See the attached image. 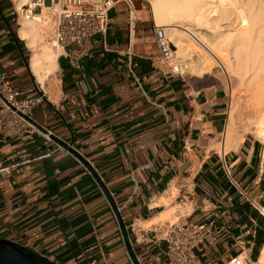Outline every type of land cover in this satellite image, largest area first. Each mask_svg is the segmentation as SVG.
Wrapping results in <instances>:
<instances>
[{
    "label": "crops",
    "instance_id": "0c3cea01",
    "mask_svg": "<svg viewBox=\"0 0 264 264\" xmlns=\"http://www.w3.org/2000/svg\"><path fill=\"white\" fill-rule=\"evenodd\" d=\"M15 0H0V75L38 98L34 118L53 136L0 140V237L59 264H134L96 173L123 221L137 264H167L172 223H208L198 264L257 259L264 242V141L226 148L229 98L208 76L161 60L146 0H116L105 34L73 67L40 81L20 36ZM75 49V45H71ZM68 143L79 154L52 151ZM239 142V143H238ZM143 230L152 241H141Z\"/></svg>",
    "mask_w": 264,
    "mask_h": 264
},
{
    "label": "bare ground",
    "instance_id": "6f19581e",
    "mask_svg": "<svg viewBox=\"0 0 264 264\" xmlns=\"http://www.w3.org/2000/svg\"><path fill=\"white\" fill-rule=\"evenodd\" d=\"M15 1L19 8L29 0ZM149 5L158 26L166 27L167 36L176 47L174 55L185 59L192 55L188 62L191 72L224 73L228 80L239 85L250 88L254 84L250 93L259 101L264 99L260 84L264 79L261 76L264 71V0H152ZM48 20L45 8L34 18L20 20L19 34L33 49L31 68L40 81L56 68L57 53L61 51L54 42L52 46L57 53L43 44L39 25L48 27V32ZM213 60L221 67L214 66ZM231 103L235 105L237 100ZM242 107L240 104L239 109ZM261 107L252 109L249 116L254 120V127L263 126L261 136L255 137L264 141V107L259 109ZM239 109L231 111L225 130L226 148L243 138V130H236L234 121L241 114ZM260 210L264 215V207ZM254 264H264V242Z\"/></svg>",
    "mask_w": 264,
    "mask_h": 264
},
{
    "label": "built area",
    "instance_id": "2783aa9c",
    "mask_svg": "<svg viewBox=\"0 0 264 264\" xmlns=\"http://www.w3.org/2000/svg\"><path fill=\"white\" fill-rule=\"evenodd\" d=\"M115 3L116 0H29L16 8V13L22 18H34L45 8L49 15V32L53 42L61 48L58 55L67 58L73 67H78V58L89 51L91 37L106 33L109 12ZM153 36L161 60L178 72L173 64L175 46L168 38L166 29L153 23ZM71 45L76 48L72 49ZM37 101L38 98L21 95L17 86L8 82L5 75H0V140L36 134L46 144L53 142L52 132L33 116ZM52 151L70 152V149L60 142H54ZM11 166H0V170ZM207 226L206 222L191 221L170 224L159 238L164 242L163 252L167 264H198L195 249L206 236ZM137 235L144 242L155 239L154 235L149 236L143 230H139ZM252 263L249 256L239 254L227 264Z\"/></svg>",
    "mask_w": 264,
    "mask_h": 264
},
{
    "label": "rangeland",
    "instance_id": "374dc122",
    "mask_svg": "<svg viewBox=\"0 0 264 264\" xmlns=\"http://www.w3.org/2000/svg\"><path fill=\"white\" fill-rule=\"evenodd\" d=\"M151 1L152 0H148L149 4ZM46 13H47V10H46ZM153 21L156 25H159L155 22L154 19H153ZM39 28L41 31L43 44L47 45L48 47L53 48L55 50V47L52 46V44H53L52 34H51V32H49V30L47 32L48 27H46V26L44 27L43 24H40ZM175 50H176V47H175ZM190 56H188V58L185 59L181 56H175L174 55V61H175V63H173V64H175L174 66L177 68L178 72H181L184 75H189V76L200 75L197 73L195 74L193 71H192L193 72L192 73L191 70L188 68V62H191L189 60H192V55H190ZM213 64H214V66L217 65L216 67L220 66L219 64L215 63V60H213ZM261 73H263L261 75L263 78L264 77V71H262ZM201 75L208 76L209 79H215V81H217L219 84H221V86H223L226 89L227 94H228V98H229L228 120H229L231 111H235V110L238 111L240 104L243 105L242 109H239V111L241 112L240 116H236L237 119L235 117V120H234L236 130H243V136L242 137H244L245 134H248V135L250 134V135H254V136L260 135L261 136L262 131H263V126L258 125L257 127H254L253 126L254 120H253V118H251L249 116L250 111L252 109H254L256 106L260 105V107L261 106L264 107V103H263L264 99H261L260 101H263V102L259 103L260 101L257 100V98L254 97L252 95V93H250L251 92L250 88L253 87L254 84L252 83L253 86L250 85V88L246 87L245 85H239L237 83H234V82L228 80V78L225 76L224 73L216 74L214 72H207V73H204ZM260 84L262 87V91H264V79L262 80V82H260ZM233 100H237V104L234 105L233 103H231ZM262 107L259 109H262ZM246 123L250 124V126L246 125ZM252 261H253L252 264H254V262L256 261V258H254Z\"/></svg>",
    "mask_w": 264,
    "mask_h": 264
},
{
    "label": "water",
    "instance_id": "95a60500",
    "mask_svg": "<svg viewBox=\"0 0 264 264\" xmlns=\"http://www.w3.org/2000/svg\"><path fill=\"white\" fill-rule=\"evenodd\" d=\"M61 143L67 146L71 152L77 154L70 146H68V144H66L63 141H61ZM77 155L79 158L82 159V157L79 154ZM82 160L86 162L84 159ZM89 168L92 174L94 175V177L96 178V180L98 181V183L100 184L108 200L112 204L127 251L130 257L132 258L134 264H137L134 254L131 250L128 236L125 230V226L120 217V214L118 213L117 208L114 202L112 201L111 197L109 196L107 190L105 189L103 184L99 181V178L97 177L96 173L92 170L91 167ZM0 264H59V263L55 262L54 260L48 258L45 255L40 254L39 252L33 250L32 248L23 246L18 242L0 237Z\"/></svg>",
    "mask_w": 264,
    "mask_h": 264
}]
</instances>
